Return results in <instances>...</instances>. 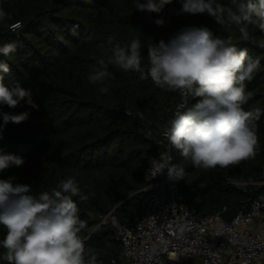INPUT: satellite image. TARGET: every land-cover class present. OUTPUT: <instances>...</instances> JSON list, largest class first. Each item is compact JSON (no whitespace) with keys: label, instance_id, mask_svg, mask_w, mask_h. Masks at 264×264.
<instances>
[{"label":"trees","instance_id":"trees-1","mask_svg":"<svg viewBox=\"0 0 264 264\" xmlns=\"http://www.w3.org/2000/svg\"><path fill=\"white\" fill-rule=\"evenodd\" d=\"M145 0H0V9L11 14L7 24L19 22L13 32L0 23V46L14 44L15 52L0 54L7 63L4 84L19 83L31 89L34 109L27 103L15 109L0 106L13 115L28 113L20 124L9 123L0 133V150L23 158L22 166L0 171V179L15 177L13 183L28 184L33 194L58 188L65 177L73 176L81 191L89 196L77 202L80 219L86 228L84 239L99 220L118 206L112 216L120 224H130L140 213L147 157L161 152L160 133L168 128L180 101V91L157 87L146 75L149 63L147 46L170 37L186 27H207L221 38L231 37L239 49L259 57L261 66L250 81H245L251 98L246 111L261 110L257 122L258 148L254 158L227 168L194 167L171 145L173 165L184 169L180 185L184 203L193 218H204L222 209H241L250 200L264 194V186L238 188L231 181H264V49L241 39L239 29L221 27L207 13H179L181 0H173L160 13L136 10ZM225 5L231 0H220ZM179 13V14H178ZM163 19V26L155 21ZM250 35L264 39L259 29L249 25ZM109 36L121 46L139 38L143 57L141 73L108 65L105 79L109 87L101 93L100 84H92L88 74L98 69L97 59L111 56ZM195 102L186 96L187 110ZM0 123H3L0 116ZM132 196L130 200H126ZM6 229L0 226V240ZM96 249L99 264H109L121 252L110 225L86 240ZM4 250L0 248V253ZM0 264H6L0 260Z\"/></svg>","mask_w":264,"mask_h":264},{"label":"clouds","instance_id":"clouds-1","mask_svg":"<svg viewBox=\"0 0 264 264\" xmlns=\"http://www.w3.org/2000/svg\"><path fill=\"white\" fill-rule=\"evenodd\" d=\"M173 0H145L137 2L136 10L160 13ZM179 13H207L221 27L235 25L245 42H252L264 49V39L250 35L249 25L264 34V0H231L225 5L220 0H181ZM178 13V14H179ZM12 16L0 9V23L13 32L19 22L7 24ZM155 23L163 26L165 21ZM111 56L107 61L97 59L98 69L88 74L92 84H100L99 91L107 93L105 79L111 75L108 65L141 73L143 57L141 41L132 39L121 46L115 36H109ZM14 44L0 46L5 56L15 52ZM149 67L146 75L153 83L168 91H180L195 102L184 111H177L164 132L169 143L194 167L211 169L227 168L241 161L254 158L258 148L257 122L261 110L246 111L243 107L251 98L245 91V81L253 78L260 66L259 57H251L248 50L239 49L231 37L221 38L207 27H186L170 37L147 46ZM10 72L7 63H0V106L15 109L27 103L38 109L31 89L19 83L9 87L4 84V74ZM3 123L0 133L9 123L20 124L28 118L27 112L11 114L0 110ZM151 168L159 159L147 157ZM23 158L3 154L0 150V171L12 166H22ZM168 169L171 180L183 179L184 169L176 165H161L158 172ZM15 177L0 179V226L6 235L0 240V260L6 264H99L97 251L86 247L80 236L86 222L80 219L77 202L89 199L73 176L65 177L58 188L33 194L28 184L13 183Z\"/></svg>","mask_w":264,"mask_h":264},{"label":"built area","instance_id":"built-area-1","mask_svg":"<svg viewBox=\"0 0 264 264\" xmlns=\"http://www.w3.org/2000/svg\"><path fill=\"white\" fill-rule=\"evenodd\" d=\"M186 105V96L180 92L174 114ZM166 129L157 141L161 152L151 156L160 162L155 168L147 162L145 183L137 192L143 194L140 213L130 224H120L112 216L118 205L89 232L93 235L108 223L114 228L121 252L109 264H188L193 259L199 264H264V232L253 234L246 229L263 217L264 194L237 210L230 222L221 217L226 209L193 218L180 191L183 179H169L167 168L158 172L161 165H173L171 144L164 135ZM230 184L238 188L261 187L264 181H231Z\"/></svg>","mask_w":264,"mask_h":264},{"label":"crops","instance_id":"crops-1","mask_svg":"<svg viewBox=\"0 0 264 264\" xmlns=\"http://www.w3.org/2000/svg\"><path fill=\"white\" fill-rule=\"evenodd\" d=\"M246 229L253 234L264 232V215L260 220H257L253 224L248 225ZM188 264H199V261L197 259H193Z\"/></svg>","mask_w":264,"mask_h":264},{"label":"water","instance_id":"water-1","mask_svg":"<svg viewBox=\"0 0 264 264\" xmlns=\"http://www.w3.org/2000/svg\"><path fill=\"white\" fill-rule=\"evenodd\" d=\"M131 198L132 196H129L126 200H130ZM236 213H237V209L231 208L225 211L224 213H222L221 217L225 222H230ZM90 235H92V233H89L87 236L89 237Z\"/></svg>","mask_w":264,"mask_h":264},{"label":"rangeland","instance_id":"rangeland-1","mask_svg":"<svg viewBox=\"0 0 264 264\" xmlns=\"http://www.w3.org/2000/svg\"><path fill=\"white\" fill-rule=\"evenodd\" d=\"M242 188H244V187H242ZM106 225L108 226V225H110V224L108 223V224H106ZM106 225L103 226V227H106ZM110 226H111V225H110ZM92 228H93V227H92ZM92 228H91V229H92ZM91 229L89 230V232L91 231Z\"/></svg>","mask_w":264,"mask_h":264}]
</instances>
